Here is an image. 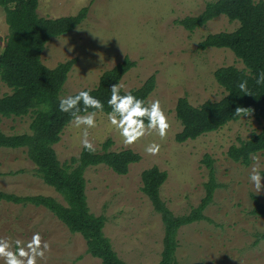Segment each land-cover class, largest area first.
Masks as SVG:
<instances>
[{"label":"rangeland","instance_id":"374dc122","mask_svg":"<svg viewBox=\"0 0 264 264\" xmlns=\"http://www.w3.org/2000/svg\"><path fill=\"white\" fill-rule=\"evenodd\" d=\"M213 1L216 0H39L38 14L46 19L76 16L89 8L80 26L51 39L42 54V62L49 69L77 59L61 96L97 88L103 73L126 57L136 67L122 79L123 91L139 89L152 76L157 80L148 101L160 99L168 116L170 128L163 139L153 134L126 146L103 113H98L97 127L89 129L96 151L111 139L112 151L132 150L142 157L126 176L105 165L90 167L85 173L90 211L106 218L105 236L126 264H159L164 249L165 226L142 191V173L153 167L168 173L161 198L176 217L184 216L205 197L209 171L202 160L206 155L214 160L220 188L204 212L211 222L202 221L179 230L178 264H264V239L258 241V235L264 233V218L251 213L253 197L264 204V190L257 194L248 179L254 164L264 173V153L254 156L249 167L235 163L227 155L231 146L259 133L262 121L248 115L197 140L184 144L175 140L183 129L176 116L178 100L187 97L194 107L207 101L218 102L227 92L217 83L215 72L224 67L245 68L229 49H199L206 37L233 33L239 22L222 15L194 32L177 23L199 16ZM8 35L6 14L0 7V53ZM11 93L0 81V98ZM33 117L30 113L22 118H2L0 132L31 134ZM149 142L160 144L157 154L145 153ZM54 149L62 164L79 157L83 150L80 129L69 125ZM0 192L48 196L67 206L54 188L36 176V166L28 158L27 149L0 150ZM35 232L50 245L38 264H102L87 254L86 241L80 234H72L45 208L0 202V237L26 242Z\"/></svg>","mask_w":264,"mask_h":264},{"label":"trees","instance_id":"16d2710c","mask_svg":"<svg viewBox=\"0 0 264 264\" xmlns=\"http://www.w3.org/2000/svg\"><path fill=\"white\" fill-rule=\"evenodd\" d=\"M0 7L5 11L9 28L6 46L0 53V81L12 91L0 98V119L22 118L30 113L34 116L30 125L31 134L6 135L0 132V150L27 149L28 158L36 166V176L54 188L67 206L48 196H19L4 192H0V202L45 208L72 234H80L85 239L88 255L101 260L102 264H126L105 236L106 218L90 211L85 173L90 167L105 165L114 173L126 176L130 167L142 160L141 155L132 150L114 152L111 150L114 142L108 139L100 151L89 153L83 149L79 157L62 164L54 149L69 126V116L59 111L58 103L77 59L49 69L42 62V54L51 39L66 35L80 26L86 20L89 8L82 9L76 16L46 19L38 14L39 0H0ZM222 15L231 22H239V28L233 33L209 35L200 43L199 49H229L245 68L224 67L215 72L217 83L227 92L218 102L207 101L200 107H194L187 97L178 100L176 116L183 129L175 140L180 144L197 140L251 115L262 121L261 131L246 141H240L239 145L231 146L227 153L235 163L249 167L254 156L264 153V85L255 83L256 74L264 71V0L259 3L255 0H216L208 3L199 16L177 23L187 31L194 32ZM135 67L136 63L126 57L122 63L103 73L98 87L92 89L91 94L105 104L103 114L110 110L107 105L110 87L121 83ZM244 79L248 81L251 94H244L238 87ZM156 81V77L152 76L142 87L131 92L148 100L156 89ZM237 107L244 108V113L248 114L237 116ZM202 162L209 171L208 182L204 185L205 197L189 214L179 217L169 210L161 198V188L168 179V173L158 167L142 173V191L161 215L165 226L164 249L159 264H178V234L182 227L202 221L211 222L204 212L213 203L220 185L214 160L206 155ZM253 200L252 215L264 218V204L257 197H253ZM258 238V241L263 240L264 233L259 234Z\"/></svg>","mask_w":264,"mask_h":264},{"label":"clouds","instance_id":"9594fccd","mask_svg":"<svg viewBox=\"0 0 264 264\" xmlns=\"http://www.w3.org/2000/svg\"><path fill=\"white\" fill-rule=\"evenodd\" d=\"M255 83L264 85V71L256 74ZM241 92L251 94L248 81L241 80L238 84ZM123 85L115 83L110 87V97L107 105V121L113 126L122 138L124 145H132L146 136L153 134L163 139L170 128V122L160 99L145 100L134 95L131 91H124ZM92 89H83L75 94L59 97L58 108L69 116L70 127L80 129V145L89 152L94 153L96 148L89 139V129L97 127L98 113L105 112V104L91 94ZM244 108L237 107L235 114L240 116ZM247 115L248 113H244ZM160 144L149 142L144 148L145 153L155 155L160 151ZM256 193L264 190V173L258 164H254L248 176ZM50 245L43 240L39 232H35L30 240L24 242L11 237H0V262L2 264H38L45 257Z\"/></svg>","mask_w":264,"mask_h":264}]
</instances>
